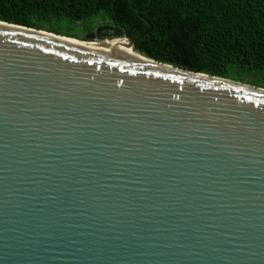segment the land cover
<instances>
[{"label": "water", "instance_id": "obj_1", "mask_svg": "<svg viewBox=\"0 0 264 264\" xmlns=\"http://www.w3.org/2000/svg\"><path fill=\"white\" fill-rule=\"evenodd\" d=\"M115 38L0 20V264H264V87Z\"/></svg>", "mask_w": 264, "mask_h": 264}, {"label": "trees", "instance_id": "obj_2", "mask_svg": "<svg viewBox=\"0 0 264 264\" xmlns=\"http://www.w3.org/2000/svg\"><path fill=\"white\" fill-rule=\"evenodd\" d=\"M0 20L264 87V0H0Z\"/></svg>", "mask_w": 264, "mask_h": 264}, {"label": "bare ground", "instance_id": "obj_3", "mask_svg": "<svg viewBox=\"0 0 264 264\" xmlns=\"http://www.w3.org/2000/svg\"><path fill=\"white\" fill-rule=\"evenodd\" d=\"M108 39V38H107ZM108 41V40H107ZM103 42H106V40H104ZM113 43H121L123 45L122 48H119L118 51L120 52H123V53H126L128 55H132V54H139L137 53V51H135L133 48H127L126 43H127V40L123 39V38H115L113 39V41H111ZM141 55V54H139ZM143 56V55H142Z\"/></svg>", "mask_w": 264, "mask_h": 264}, {"label": "rangeland", "instance_id": "obj_4", "mask_svg": "<svg viewBox=\"0 0 264 264\" xmlns=\"http://www.w3.org/2000/svg\"><path fill=\"white\" fill-rule=\"evenodd\" d=\"M100 21H102V17L97 16V17L93 18V19L90 21V23L94 26V25H96V24H97L98 22H100ZM80 26H81V25L79 24L78 28H79Z\"/></svg>", "mask_w": 264, "mask_h": 264}]
</instances>
